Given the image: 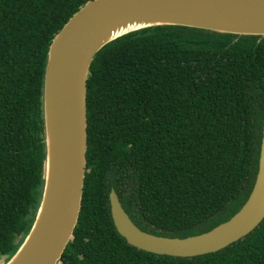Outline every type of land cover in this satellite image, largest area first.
Segmentation results:
<instances>
[{
    "label": "trees",
    "instance_id": "trees-1",
    "mask_svg": "<svg viewBox=\"0 0 264 264\" xmlns=\"http://www.w3.org/2000/svg\"><path fill=\"white\" fill-rule=\"evenodd\" d=\"M90 0H0V260L28 236L40 205L49 46ZM86 169L72 238L57 264H264V219L226 248L192 258L138 250L115 230L114 190L132 222L185 238L227 221L257 172L264 37L183 26L121 36L86 80Z\"/></svg>",
    "mask_w": 264,
    "mask_h": 264
},
{
    "label": "water",
    "instance_id": "water-1",
    "mask_svg": "<svg viewBox=\"0 0 264 264\" xmlns=\"http://www.w3.org/2000/svg\"><path fill=\"white\" fill-rule=\"evenodd\" d=\"M129 25L130 30L116 35ZM183 26L264 37V0H90L52 40L43 82L46 160L32 228L5 264H57L77 224L86 169V80L109 42L153 26ZM109 210L116 232L138 250L176 258L218 252L250 234L264 219V116L252 189L240 209L211 230L185 238L140 230L114 190Z\"/></svg>",
    "mask_w": 264,
    "mask_h": 264
},
{
    "label": "bare ground",
    "instance_id": "bare-ground-1",
    "mask_svg": "<svg viewBox=\"0 0 264 264\" xmlns=\"http://www.w3.org/2000/svg\"><path fill=\"white\" fill-rule=\"evenodd\" d=\"M134 26H136V25H129V26L125 27V28H122L120 31H118V32L116 33V35L121 34V33L125 32V31H127V30H130V29L133 28Z\"/></svg>",
    "mask_w": 264,
    "mask_h": 264
},
{
    "label": "rangeland",
    "instance_id": "rangeland-1",
    "mask_svg": "<svg viewBox=\"0 0 264 264\" xmlns=\"http://www.w3.org/2000/svg\"><path fill=\"white\" fill-rule=\"evenodd\" d=\"M0 264H4V259H1L0 260Z\"/></svg>",
    "mask_w": 264,
    "mask_h": 264
}]
</instances>
